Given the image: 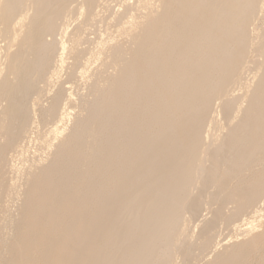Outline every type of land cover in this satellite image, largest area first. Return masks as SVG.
I'll return each instance as SVG.
<instances>
[{
  "label": "bare ground",
  "instance_id": "6f19581e",
  "mask_svg": "<svg viewBox=\"0 0 264 264\" xmlns=\"http://www.w3.org/2000/svg\"><path fill=\"white\" fill-rule=\"evenodd\" d=\"M0 264H264V0H0Z\"/></svg>",
  "mask_w": 264,
  "mask_h": 264
},
{
  "label": "rangeland",
  "instance_id": "374dc122",
  "mask_svg": "<svg viewBox=\"0 0 264 264\" xmlns=\"http://www.w3.org/2000/svg\"><path fill=\"white\" fill-rule=\"evenodd\" d=\"M203 214H206L205 212H203ZM221 237L224 238V237H228V236H232V232H231V228H221Z\"/></svg>",
  "mask_w": 264,
  "mask_h": 264
}]
</instances>
